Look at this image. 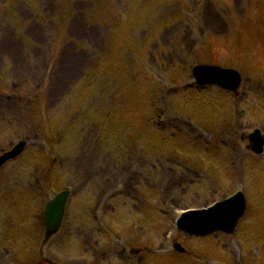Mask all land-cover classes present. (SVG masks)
<instances>
[{
  "label": "rangeland",
  "instance_id": "374dc122",
  "mask_svg": "<svg viewBox=\"0 0 264 264\" xmlns=\"http://www.w3.org/2000/svg\"><path fill=\"white\" fill-rule=\"evenodd\" d=\"M166 30L176 34L173 47H161ZM70 59L68 79L51 77ZM207 61L244 71L239 91L188 88L191 66ZM191 95L215 122L180 108ZM3 102L0 150L21 127L28 142L0 171V264H150L146 250L127 251L148 239L159 245L166 202L202 205L233 185L252 197L245 224L193 246L208 247L217 264H264V217L256 220L264 156L241 137L264 129V0H0ZM169 141L209 150L219 166L204 152L200 162L167 150ZM170 173L177 176L166 186ZM65 185L77 188L66 226L44 245L43 205ZM152 212L144 233L140 221Z\"/></svg>",
  "mask_w": 264,
  "mask_h": 264
},
{
  "label": "water",
  "instance_id": "95a60500",
  "mask_svg": "<svg viewBox=\"0 0 264 264\" xmlns=\"http://www.w3.org/2000/svg\"><path fill=\"white\" fill-rule=\"evenodd\" d=\"M198 70H199V71L206 70V71L209 72L207 77L202 76V75H198V78H202V80H205V81H208V79H210V78H212V77H213V79H216V78L219 77L220 74H221V75H226L224 72L222 73L219 69L216 70V69L199 68ZM232 76H233V79L235 80V79H236V78H235V75L232 74Z\"/></svg>",
  "mask_w": 264,
  "mask_h": 264
},
{
  "label": "bare ground",
  "instance_id": "6f19581e",
  "mask_svg": "<svg viewBox=\"0 0 264 264\" xmlns=\"http://www.w3.org/2000/svg\"><path fill=\"white\" fill-rule=\"evenodd\" d=\"M75 63V61L73 60V59H70L69 60V62L67 63V69L65 70V68L62 70V75H61V77L63 78V80L65 79H68L69 78V75H70V73L72 74V71H71V66H72V64H74ZM78 66H79V64H77ZM65 70V71H64ZM65 78H64V77Z\"/></svg>",
  "mask_w": 264,
  "mask_h": 264
}]
</instances>
